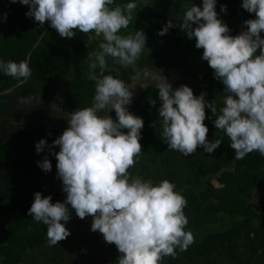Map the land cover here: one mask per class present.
I'll return each instance as SVG.
<instances>
[{"label":"clouds","instance_id":"1","mask_svg":"<svg viewBox=\"0 0 264 264\" xmlns=\"http://www.w3.org/2000/svg\"><path fill=\"white\" fill-rule=\"evenodd\" d=\"M17 2L28 6L26 17L41 26L47 22L62 38H73L77 31L102 37L88 64V79L95 89L91 105L65 113L68 127L51 145L43 138L35 143L37 154L47 147L54 155L66 197L53 203L51 195L37 191L27 214L46 226L51 246L71 235L65 226L70 208L80 219L92 216L90 230L116 246L120 253L117 264H161L164 257H175L177 249L187 250L194 236L186 230L187 200L182 192L168 179L157 183L129 171L142 152L144 121L127 106L137 85L146 89L154 84L168 150L188 157L199 147L212 154L223 140L206 138L208 119L230 140L234 160L252 152L264 156V0H242L240 7L255 18L244 20V29L234 36L219 18L217 0H202L200 6L192 2L183 14L179 28L189 40L195 38V47L203 49L201 60L227 93L219 114L215 99L209 102L206 93L194 95L187 85L173 89L162 72L151 67L136 70L146 34L140 29L122 34L132 20L136 0L124 4L116 0H10ZM220 12H226V5L220 6ZM173 27L176 24L168 20L157 35L163 36ZM109 58L112 64L135 71L132 84L120 79L119 71L111 74ZM0 73L22 81L31 77L32 70L26 60L0 59ZM149 103L155 106L156 100ZM206 108L211 116H206ZM112 111L115 117L110 115ZM57 146L59 151H54ZM37 166L45 172L52 170L47 157Z\"/></svg>","mask_w":264,"mask_h":264},{"label":"trees","instance_id":"2","mask_svg":"<svg viewBox=\"0 0 264 264\" xmlns=\"http://www.w3.org/2000/svg\"><path fill=\"white\" fill-rule=\"evenodd\" d=\"M127 2L129 0H116L117 4ZM136 2L133 21L128 28L131 27L132 33L143 30L147 38L145 49L136 62V70L143 69L145 59L155 61L164 70L177 68L179 78L171 84L173 89L187 85L194 95L206 93V100L215 99L219 114L227 95L223 92L224 86L214 79L207 62L201 60L203 49L195 47V38L189 40L179 28L185 10L192 2L200 6L202 0ZM241 3L242 0H217L216 4L219 18L228 25L229 34L233 36L238 34L244 20L255 18L254 13L240 7ZM221 5H226V12H220ZM26 11L28 6L19 2L13 4L10 0H0V59L19 62L28 58L32 70L31 77L22 81L0 73V92L13 88V97L41 96L48 102L55 98L58 83H64L68 98H65L63 110L74 112L77 108L90 106L95 89L94 82L88 79V64L94 59L89 54V47L94 45L91 41L86 45L78 31L73 38H62L55 29L47 28V22L41 26L26 17ZM4 13H7L6 21L3 20ZM168 20L177 27L169 29L163 36L157 35ZM261 37L264 38V32ZM108 63L113 68L111 74L119 71V78L131 84L135 75L132 68L114 65L110 58ZM157 95L158 89L149 84L130 109L143 119L144 127L140 140L142 152L129 171L157 183L163 179L175 183L187 200L184 208L188 218L186 230L194 236V242L187 250L177 249L175 257L166 256L161 264L197 263L213 247L234 243L248 255L243 264H253L258 256L264 260V156L252 152L241 160H234L230 140L208 119L205 120L209 128L206 138L209 141L223 140L212 154L204 153L199 147L188 157L168 150L158 115ZM150 100H156L155 106L150 105ZM205 111L206 116H211L210 109ZM110 115L115 117L114 111ZM6 125L5 143L0 149V264H21L26 252L48 242L46 226L27 214L34 193L51 195L53 203L62 201L66 194L62 191V181L57 178L54 155L47 147L37 154L35 143L43 138L51 145L64 130L47 128L39 120L26 124L7 122ZM54 151H59V147ZM45 157L52 164L50 172L37 166V162H42ZM256 194H260L259 203L252 202ZM70 213L75 220L82 221L71 208ZM68 246L73 249L72 245ZM107 246L110 253L108 264H117L120 253L114 244L107 243Z\"/></svg>","mask_w":264,"mask_h":264},{"label":"rangeland","instance_id":"3","mask_svg":"<svg viewBox=\"0 0 264 264\" xmlns=\"http://www.w3.org/2000/svg\"><path fill=\"white\" fill-rule=\"evenodd\" d=\"M132 21H133V19H132ZM244 27L245 26L242 23L240 30L238 31V34L244 29ZM82 34H83V36H85L87 34V37H84V43L87 45V42H88L87 39L90 37V35H88V33H86V34L82 33ZM122 34H134V33H132V29L130 27L126 31H124V29H123ZM98 38H99L98 40H95V38H94L95 41L91 42V44H93L94 47H92L93 49L92 48L89 49L90 56L94 52L98 51V45L101 42L102 37H98ZM144 66L151 67L153 69H156L158 72H162V75L166 78L167 82L170 84H172L173 82H175L179 78L177 68H170V69L164 70L163 68L158 66L155 61H150L148 59L144 60L143 67ZM133 82L134 81L132 80L131 84ZM151 85H154V84H151ZM142 90H143V88H141L139 85H137L133 89L134 95L132 98V103L127 106L129 111H130L131 107L133 106L134 102L138 99V96ZM57 91L58 92L56 93L55 99L52 100L51 102L47 103V102H44L42 100L36 99L34 101H31L29 104H27L29 106H27L26 108L20 107L16 110L14 107L13 108L11 107L9 109V112H13L17 116H19L17 121L23 122L26 120L27 115L34 114L35 111H40L41 112L40 117H42V120H41L42 123H44L46 126L58 127V129L63 131L68 127V122H67V119L65 118L64 114L65 113H71V112L69 110L66 111V110L62 109L64 99L68 98V96H66L65 86L63 84L59 83ZM53 104H55L57 106V109H59V110L52 108ZM53 107H55V106H53ZM65 197H66V194L63 196L62 201L65 199ZM252 200H253L252 202L259 203L260 194L253 195ZM70 214H72V213H70ZM70 218H73L72 215H70ZM61 223H64V222L61 221ZM73 223L72 224L66 223L65 226L68 227V229L73 228V227H75V224H77L75 221ZM91 223H92V216H87L85 218L84 223H83L84 225L78 224L79 226H82L81 228L83 229V234H80L83 236L82 240L83 241L85 240L87 242L89 241V243L85 246V249H87V250L84 251V254L90 256V260L94 261L95 259L96 260L101 259L102 264H105V262L109 256V253L107 252L108 250H106L105 241L103 239L102 234H100L98 231L92 232L90 230ZM79 230H81V229H79ZM234 244L236 246L238 245L236 243H234ZM234 244H230V246L234 245ZM69 245H72V244H69ZM100 245H102L103 247ZM227 246L226 245L225 246H215L211 249L212 251H214V253L207 256L209 254L208 253L201 261H199L197 263H183V264H243L244 262L247 261V259H248L247 253L243 249H241L239 246H237L236 248L235 247L232 248V250H231L232 252L228 255L226 253L224 256L223 253H225V252H223V251H227L225 249V247L227 248ZM73 248L75 249L74 246H73ZM91 255H92V257H91ZM227 257L229 260L227 259ZM256 258H257L255 261L256 264H264V260L261 257L258 256Z\"/></svg>","mask_w":264,"mask_h":264},{"label":"crops","instance_id":"4","mask_svg":"<svg viewBox=\"0 0 264 264\" xmlns=\"http://www.w3.org/2000/svg\"><path fill=\"white\" fill-rule=\"evenodd\" d=\"M49 27L50 26L48 24L47 28H49ZM79 33H80V37L84 41V37H87V34L85 36H83V34L81 32H79ZM88 35H90V37L87 39L88 42H90V41L93 42V41L99 39L98 36L95 35V33L90 32V33H88ZM94 38H95V40H94ZM89 48H92V47H89ZM27 62H28V58H27ZM61 84H63L65 86L64 83H61ZM58 85H59V83H58ZM58 130H60V129H58ZM72 217L73 218H70L69 221L67 222V224H72L74 221L77 224H75V227L69 228L71 235H69L66 238L67 239L66 242L59 241L58 244L55 246H51L49 244V242H46L43 245H41L40 247L36 248L34 251L26 252L23 255V259H22L21 264H102L101 259L100 260L95 259L93 261V260H90V256L84 254V251L87 250V249H85V246L89 243V241L87 242L85 240L84 241L82 240L83 236L80 234H83V229L81 228L82 226H79L78 224L84 225L83 223H84L86 217L84 219H82V221H79V222L74 219L73 214H72ZM79 229H81V230H79ZM68 244H72L75 247V249L74 248L70 249ZM105 245H106V250H108V246H107L106 242H105ZM100 246H102V245H100ZM237 246L234 244L231 246L228 245L227 248L225 247V249L228 252L223 251V252H225V253H223L224 256L226 253H227V255L230 254L232 252L231 251L232 248H234V247L236 248ZM107 252L109 253V250ZM212 253H214V251L211 250L207 256H209ZM109 255H110V253H109ZM91 257H92V255H91ZM109 259H110V257L108 256L105 264H108ZM227 259H228V257H227ZM256 259L257 258L254 259L253 264H256V262H255Z\"/></svg>","mask_w":264,"mask_h":264},{"label":"flooded vegetation","instance_id":"5","mask_svg":"<svg viewBox=\"0 0 264 264\" xmlns=\"http://www.w3.org/2000/svg\"><path fill=\"white\" fill-rule=\"evenodd\" d=\"M20 84H22V83H19L18 85H20ZM12 89L0 92V149L5 143V141L3 140V134L5 133V131H6L7 127H8L6 125L7 122L12 123V124H26V123H28L30 121H33V120H39V122H41V120H42V117H40L41 116V112L40 111H35L34 114L27 115V118H26L25 121H23V122L22 121H17L19 116H17L13 112H9V109L11 107L12 108L14 107L16 110L18 108H20V107L21 108H26L27 106H29L27 104H29L31 101H34L36 99L42 100L44 102H47V100L42 99L41 96H35V97L27 96L25 98L13 97V96H11L12 95ZM54 99H51L48 102H51ZM64 101H65V99H64ZM70 112H72V111H70ZM41 124L43 126L47 127V128L58 129V127L46 126L42 122H41Z\"/></svg>","mask_w":264,"mask_h":264}]
</instances>
